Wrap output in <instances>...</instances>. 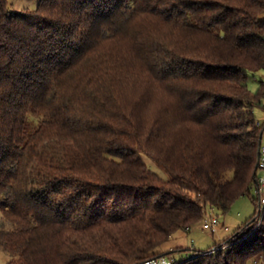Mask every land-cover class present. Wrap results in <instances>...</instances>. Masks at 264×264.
Returning <instances> with one entry per match:
<instances>
[{
	"label": "trees",
	"instance_id": "trees-1",
	"mask_svg": "<svg viewBox=\"0 0 264 264\" xmlns=\"http://www.w3.org/2000/svg\"><path fill=\"white\" fill-rule=\"evenodd\" d=\"M258 70L264 0H0L3 264L187 250L163 245L255 189ZM251 198L244 223L175 264H264Z\"/></svg>",
	"mask_w": 264,
	"mask_h": 264
},
{
	"label": "rangeland",
	"instance_id": "rangeland-1",
	"mask_svg": "<svg viewBox=\"0 0 264 264\" xmlns=\"http://www.w3.org/2000/svg\"><path fill=\"white\" fill-rule=\"evenodd\" d=\"M38 0H8V8L10 11H19L22 8L32 9L35 8ZM263 80L264 89V71L258 70L255 73H248L247 84L249 89L256 91ZM255 117L260 123L264 121V106L256 107ZM148 165L156 172L163 174V171L149 158L144 157ZM232 175L231 170L225 172V177L230 178ZM256 195L255 190L251 189L249 194L242 195L237 198L229 207L226 212L219 208L208 209L206 217L209 215L216 216L218 222L214 228H203L201 223L191 227L188 231H178L171 239L163 245V248L176 247L178 244L188 247L187 250L181 252L175 251L173 256L176 260L188 257L194 254V249L205 250L217 241L222 240L224 237L232 233V231L245 222L254 212L255 202L252 201V196ZM256 227V226H255ZM7 254L0 250V264L7 261ZM253 264H260L255 262Z\"/></svg>",
	"mask_w": 264,
	"mask_h": 264
},
{
	"label": "built area",
	"instance_id": "built-area-1",
	"mask_svg": "<svg viewBox=\"0 0 264 264\" xmlns=\"http://www.w3.org/2000/svg\"><path fill=\"white\" fill-rule=\"evenodd\" d=\"M257 176L255 182V193H256V222L259 223L264 215V139L261 142L258 149V157H257ZM218 219L216 216H209L204 219L203 227L204 228H214ZM210 252V251H209ZM140 264H175L174 258L167 257L165 255H161L158 257H150L145 259Z\"/></svg>",
	"mask_w": 264,
	"mask_h": 264
},
{
	"label": "crops",
	"instance_id": "crops-1",
	"mask_svg": "<svg viewBox=\"0 0 264 264\" xmlns=\"http://www.w3.org/2000/svg\"><path fill=\"white\" fill-rule=\"evenodd\" d=\"M177 246H182V247H185V246H183L182 244H181V245H179V244H178Z\"/></svg>",
	"mask_w": 264,
	"mask_h": 264
}]
</instances>
